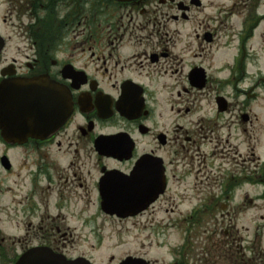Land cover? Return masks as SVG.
I'll return each mask as SVG.
<instances>
[{
	"label": "flooded vegetation",
	"instance_id": "obj_1",
	"mask_svg": "<svg viewBox=\"0 0 264 264\" xmlns=\"http://www.w3.org/2000/svg\"><path fill=\"white\" fill-rule=\"evenodd\" d=\"M0 110V264H264V0H7Z\"/></svg>",
	"mask_w": 264,
	"mask_h": 264
},
{
	"label": "water",
	"instance_id": "obj_2",
	"mask_svg": "<svg viewBox=\"0 0 264 264\" xmlns=\"http://www.w3.org/2000/svg\"><path fill=\"white\" fill-rule=\"evenodd\" d=\"M5 89V88H4ZM22 100H26L25 99V97H22ZM37 100H38V98H37ZM26 102H27V100H26ZM1 112H2V110H0ZM36 112H38V110L36 111ZM30 118V120H32L33 119V117L32 116H30L29 117ZM38 118H39V116L37 115V117L34 119V120H38ZM6 127L3 125L2 126V129H3V133L5 134L6 133V129H5ZM41 252H40V254H38V256H37V258L38 259H40V260H42L43 262L42 263H44V261H45V263L47 264L48 262H52V263H54V264H76V262H66L64 259H62V258H60V257H56V258H54V257H52V256H49L43 249H41L40 250ZM18 264H22V259L19 261V263ZM79 264V263H78Z\"/></svg>",
	"mask_w": 264,
	"mask_h": 264
},
{
	"label": "rangeland",
	"instance_id": "obj_3",
	"mask_svg": "<svg viewBox=\"0 0 264 264\" xmlns=\"http://www.w3.org/2000/svg\"><path fill=\"white\" fill-rule=\"evenodd\" d=\"M6 1L7 0H0V3H6ZM215 1H217L218 3H229V0H215ZM168 234V239H170V240H177L178 239V234H180V232H177V231H173V232H171V231H168L167 233H166V235ZM129 239H132V238H129ZM160 239H164V236L163 237H161Z\"/></svg>",
	"mask_w": 264,
	"mask_h": 264
}]
</instances>
